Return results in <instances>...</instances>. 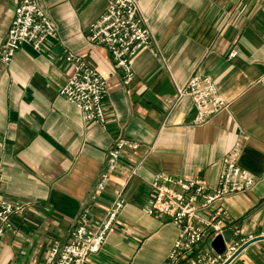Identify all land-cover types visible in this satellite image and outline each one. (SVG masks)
<instances>
[{
	"label": "crops",
	"instance_id": "0c3cea01",
	"mask_svg": "<svg viewBox=\"0 0 264 264\" xmlns=\"http://www.w3.org/2000/svg\"><path fill=\"white\" fill-rule=\"evenodd\" d=\"M37 1L55 23L56 37L41 50L25 42L10 62L0 59V188L24 207L0 241V264H43L52 242L67 240L120 137L138 148L123 150L94 205L92 224L120 193L126 203L101 251L86 264H164L178 227L144 209L154 174L198 175L214 187L237 140L240 164L257 181L252 191L221 202L228 229L239 226L242 237L253 235L229 264H264V0H140L163 58L143 48L129 85L108 49L90 40L107 0ZM19 3L0 0V41ZM67 51L107 79L105 124L84 121L60 95L74 71ZM196 72L211 75L230 102L201 125L194 122L192 98H177L178 86Z\"/></svg>",
	"mask_w": 264,
	"mask_h": 264
},
{
	"label": "built area",
	"instance_id": "2783aa9c",
	"mask_svg": "<svg viewBox=\"0 0 264 264\" xmlns=\"http://www.w3.org/2000/svg\"><path fill=\"white\" fill-rule=\"evenodd\" d=\"M56 35L55 23L37 0H20L7 36L0 41V59L10 62L25 42L41 50L46 40ZM90 40L108 49L114 65L122 73L124 85L134 80L133 61L143 48L151 47L163 58L140 0H107L106 11L91 25ZM234 55L236 52L230 56ZM64 58L74 71L60 89V95L81 110L84 121L105 124L107 79L74 51H67ZM184 95H189L197 108L194 121L197 125L208 123L230 105L217 82L207 73L196 72L183 87L178 86L177 98ZM126 148L136 149L138 144L120 137L110 147L89 200L78 214L67 240H54L43 264H86L101 251L126 201L120 193L96 225L92 224L93 208L118 170ZM241 151L242 142L237 140L222 159V170L214 187L198 175L178 176L165 171L154 174L152 195L144 209L178 227L177 239L164 264H229L253 238V235L242 237L241 228L235 226L231 238H225L223 252H218L212 244L228 230L227 210L221 202L234 193L252 191L257 181L240 164ZM23 210L22 204L9 200L0 188V241L14 228L13 214Z\"/></svg>",
	"mask_w": 264,
	"mask_h": 264
},
{
	"label": "water",
	"instance_id": "95a60500",
	"mask_svg": "<svg viewBox=\"0 0 264 264\" xmlns=\"http://www.w3.org/2000/svg\"><path fill=\"white\" fill-rule=\"evenodd\" d=\"M232 234H233V230L232 229H228V230H226L225 231V233H224V236L223 235H219V236H217L215 239H214V241L212 242V244H213V247L218 251V252H223L224 251V249H225V238L226 239H230L231 238V236H232ZM260 238H262V237H260ZM248 245V243L247 244H245L240 250H239V252L237 253V255L246 247Z\"/></svg>",
	"mask_w": 264,
	"mask_h": 264
}]
</instances>
